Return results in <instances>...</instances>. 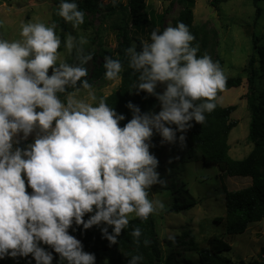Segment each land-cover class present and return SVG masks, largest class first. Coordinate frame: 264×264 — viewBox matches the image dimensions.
Returning <instances> with one entry per match:
<instances>
[{"label":"clouds","instance_id":"1","mask_svg":"<svg viewBox=\"0 0 264 264\" xmlns=\"http://www.w3.org/2000/svg\"><path fill=\"white\" fill-rule=\"evenodd\" d=\"M58 15L73 28L84 23L75 0H60ZM54 29L28 22L20 26L21 39L0 38V259L31 254L35 264H52L54 252L58 264H95V255L83 250L69 228L103 223V237L115 244L130 213L147 219L162 208L148 198V190L162 183L158 159L149 150L151 137L155 132L162 143L183 145L191 122L202 125L205 113L216 108L227 77L209 55H197L195 37L183 22L153 30L139 50L133 44L126 52L129 66L139 73L137 92L154 95L160 111L142 113L128 102L132 118L121 127L125 116L103 98L95 106L73 95L60 100L57 94L78 82L91 89L82 78L92 54L84 53V37L77 41L69 34L65 48L75 49L79 63L57 64L61 41ZM104 61L105 78L118 79L120 60L106 56ZM89 97L96 100L91 91ZM37 129L32 143L14 148L17 137L27 139ZM131 235L138 243L141 230L134 228ZM141 259L132 256L128 264Z\"/></svg>","mask_w":264,"mask_h":264},{"label":"rangeland","instance_id":"2","mask_svg":"<svg viewBox=\"0 0 264 264\" xmlns=\"http://www.w3.org/2000/svg\"><path fill=\"white\" fill-rule=\"evenodd\" d=\"M56 2L60 0H0V38L9 41L21 39L20 26L28 22L54 25L55 34L59 37L60 33H64L65 40L69 34L77 41L80 37H84L87 40V44L83 45L84 53L92 54V59L84 65L89 74L93 66L105 58L99 55L101 49H114L118 45L116 33L110 27L111 20L107 18L104 21L99 14L94 16L86 14V27L81 24L73 28L68 22L67 30L64 32L53 17L54 10L59 6ZM99 2L106 5L113 3V0H99ZM115 2L127 4V0H115ZM144 2L147 8L153 9L158 14H164V29L175 26L180 12L186 5L185 0H144ZM259 6L261 11L258 17L250 0H219L215 2V5L212 4V0H195L192 8L193 24L196 26L197 45L200 51L209 55L214 62H218L226 77L240 76L242 79L240 86L218 91L215 99L221 106L236 105L231 119L237 124L228 137L229 154L236 159L243 158L253 147L247 141L250 109L247 103L249 84L246 67L251 57L254 58L253 66L257 70L255 79L257 93L264 92V72L260 69L258 52L259 48H264V0L259 2ZM118 16L119 14L110 18ZM57 17L59 18V15ZM149 28L148 26L145 32L137 33L142 41L149 40L150 33L158 29L153 28L149 32ZM71 53L64 44L61 50H57V63L64 61ZM120 83V76L118 79L108 80L104 75L90 90L78 89L67 96L73 95L95 106L102 97L117 90ZM162 90L163 86L158 85L157 91ZM89 91L94 93L96 100L89 97ZM159 111L160 102L157 100L150 112L158 113ZM37 131L38 129L34 130L25 140L32 143ZM156 134L159 150L153 151L151 148L149 150L161 164L157 171L160 173L162 183L153 185L148 190V198L159 200L163 207L149 217L156 223L164 254H171L176 260L184 261L186 257L187 262L188 260L196 262L198 258L196 249L188 241L192 238L197 247H203L206 245L207 238L215 234L223 236L224 240L230 244L231 249L223 252L229 258L230 264L241 260L261 261L264 258V219L250 223L241 234H225L223 219L225 189L222 188L224 183L221 172L214 165H204L191 158L180 161L179 156L183 154V148L177 149L175 143H162V138L158 133ZM17 139L22 138L17 137ZM15 147L16 144H14ZM171 158L174 160L173 167H170ZM226 177L228 178L224 182L231 189L241 188L250 180L247 177ZM25 184L26 191L31 193L32 189L27 186L26 179ZM175 203L185 207L179 212H174L171 207ZM133 217H136L135 214L130 213L129 218ZM216 217L222 218L220 223L214 222ZM166 239H173V243L168 246ZM41 246L46 249L49 247ZM24 258L31 264L35 263L31 254Z\"/></svg>","mask_w":264,"mask_h":264},{"label":"trees","instance_id":"3","mask_svg":"<svg viewBox=\"0 0 264 264\" xmlns=\"http://www.w3.org/2000/svg\"><path fill=\"white\" fill-rule=\"evenodd\" d=\"M217 1L219 0H212V4L215 5ZM250 1L255 8V15L258 17L261 11L259 2L262 0ZM75 2L78 5V9L85 14L82 26H87L86 14L92 16L99 14L104 21L107 18L111 20L110 27L115 31L118 38V45L114 49L102 48L99 55L119 59L122 64V71L119 74L121 77L119 88L102 98L118 114L125 116V120L119 122V125L123 127L132 118L131 110L126 107L128 102L138 106L142 113L150 112L157 102V98L154 95L148 94L144 90L137 92L136 85L139 73L129 66V57L126 49L133 44L136 45L137 50L140 49L142 40L137 36V33L145 32L148 26L150 27L149 32L153 28H158L157 31L162 32L164 30V14H158L153 9L147 8L144 0H127L126 5L120 2L102 5L99 0H75ZM194 2L195 0H185V8L180 12L177 22H183L188 26L189 31L195 37L191 43L193 46H198L196 26L193 24L194 16L192 8ZM56 3L59 4L60 2ZM58 11L59 6L53 12L54 20L58 21V25L65 32L68 22L61 16L57 17ZM118 14V17L110 18ZM59 38L61 43L58 50H61L65 44L64 33H60ZM258 52L260 54V69L264 72V48H259ZM197 55L202 56L204 54L199 49ZM253 59L252 57L249 59L246 67L249 84L247 103L250 109L247 141L253 145L248 154L240 159L233 158L229 154V133L237 124L235 120L231 119V114L235 111L236 105L221 106L216 100L214 101L216 108L210 113H205V121L202 125L194 120L191 122L192 127L183 133L185 136L183 145L178 140L175 142L177 149L183 148L184 151L179 156L180 161L191 158L202 162L204 165H214L221 172L224 183L222 184V188L223 190L225 189L224 228L225 234L230 235L241 234L250 223L264 219V92L262 94L257 93L255 83L257 70L253 66ZM63 62L78 64L76 52L73 51ZM104 62V60L100 61L99 64L93 66L91 73L83 77L82 80L86 79L91 87H93L105 75ZM49 74H51V69L49 70ZM241 82L240 76L227 77L224 89L219 91L238 87ZM78 89H84L80 82L77 83L75 88L68 87L64 93H58L57 95L60 100L66 102V96ZM171 127L175 128V125H171ZM179 135L181 133L177 132V137ZM157 142L158 137L154 132L151 137V150H159ZM28 144L29 141H27ZM160 165L159 163L158 167ZM173 165L174 160L171 158L170 167H173ZM226 176L233 178L247 177L250 180L247 185L241 188L231 189L224 182L228 178ZM183 207L185 206L175 203L171 207V210L179 212ZM90 215L91 213L85 214L84 219L87 220ZM221 220V217L214 218V222L216 223H220ZM104 226L101 223L99 226L94 225L89 229H83L82 225L77 226L74 223L69 228V234L82 242L83 250L95 255V264H128L129 259L137 255L142 257L138 264H230L229 258L223 252L231 249V246L224 240L223 236L210 235L206 240V245L203 247H197L191 238L188 243L196 249L198 258L196 262H191V260L187 262L186 259L188 258L186 257H184V261H180L174 259L171 254H164L160 245L156 223L149 216L147 219L139 217L129 218L127 227L122 229L115 244H110L103 237L100 229ZM134 228L141 230L138 243L136 242V238L131 235ZM108 231L111 233V226L108 227ZM145 240L149 241L147 245L144 243ZM165 241L168 246L173 243V239H166ZM47 250L52 251L50 246ZM53 257L52 264H58L59 254L53 252ZM0 264H31V262L24 257L17 256L13 258L6 256L0 259ZM235 264H264V258L261 261L253 260L245 262L241 260Z\"/></svg>","mask_w":264,"mask_h":264},{"label":"water","instance_id":"4","mask_svg":"<svg viewBox=\"0 0 264 264\" xmlns=\"http://www.w3.org/2000/svg\"><path fill=\"white\" fill-rule=\"evenodd\" d=\"M26 145H27V140L18 139V143L16 144V147H20L21 149H24Z\"/></svg>","mask_w":264,"mask_h":264}]
</instances>
